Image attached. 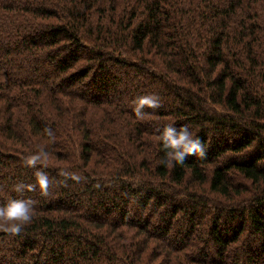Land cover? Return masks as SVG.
<instances>
[{
	"label": "trees",
	"instance_id": "1",
	"mask_svg": "<svg viewBox=\"0 0 264 264\" xmlns=\"http://www.w3.org/2000/svg\"><path fill=\"white\" fill-rule=\"evenodd\" d=\"M169 124L204 157L161 163ZM36 171L49 196L15 191ZM10 199L36 204L0 264H264V0H0Z\"/></svg>",
	"mask_w": 264,
	"mask_h": 264
},
{
	"label": "clouds",
	"instance_id": "2",
	"mask_svg": "<svg viewBox=\"0 0 264 264\" xmlns=\"http://www.w3.org/2000/svg\"><path fill=\"white\" fill-rule=\"evenodd\" d=\"M132 104L133 113L137 119H143L146 115L145 109H158L161 107L160 98L157 95L149 94L137 97ZM49 134L50 131H49ZM158 142L164 150V159L160 162L166 165H172L173 162L183 164L188 156L204 157L206 149L202 141L192 131H189L187 125L180 127L176 131L171 124L164 127L161 136L157 137ZM48 157V153L37 152L36 154L24 157V164L27 167H34L38 163H43V159ZM58 175L71 179L79 183L84 178L76 173H69L61 169ZM34 184H17L15 191L20 192L21 189L26 191L39 190L40 195L49 196L51 180L47 173L43 171H36L34 173ZM36 201L32 199H10L6 204L0 205V231L9 234H19L23 227L31 223L33 219L34 206Z\"/></svg>",
	"mask_w": 264,
	"mask_h": 264
}]
</instances>
